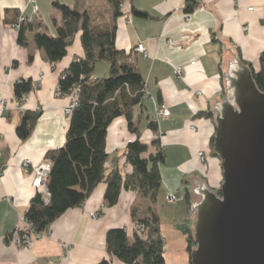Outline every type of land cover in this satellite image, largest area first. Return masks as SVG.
Returning a JSON list of instances; mask_svg holds the SVG:
<instances>
[{
  "label": "crops",
  "instance_id": "crops-1",
  "mask_svg": "<svg viewBox=\"0 0 264 264\" xmlns=\"http://www.w3.org/2000/svg\"><path fill=\"white\" fill-rule=\"evenodd\" d=\"M54 1L0 0V264H97L104 258L123 264L109 255L107 232L126 227L132 236L137 224L132 209H142L148 200L134 190H124L116 205L105 207L104 183L81 206L57 218L30 247L19 248L11 241L10 233L20 215H25L39 193L32 184V167L49 161L47 153L61 148L66 141L70 116L64 109L70 95L59 93L61 74L85 54L80 34L67 55L54 64L35 44L36 32L55 36L63 23ZM59 1L88 10L95 24L113 20L108 0L104 12L95 10L88 0L80 5L77 0ZM187 1L127 0L128 9L116 19V46L130 54L147 87L143 106L134 112L135 126L141 140L148 144L158 133L165 153L160 167L162 188L155 206L167 264H191L187 236L179 225L186 224L192 230L194 227V218L190 217L192 179L201 178L214 191L219 190L223 180L221 160L211 143L214 117L198 114L210 112L217 101L224 99L223 70L232 53L258 70L264 51V0H195L199 4L191 13L185 12ZM132 8L147 12L149 17L135 16ZM96 12L100 14L94 18ZM22 14L33 18L35 25L25 32L26 45L19 44V29L14 27ZM139 44L148 50L147 56L135 51ZM179 67L182 73L177 72ZM99 68L104 73L109 71V65ZM94 75L99 77L96 72ZM21 79L33 83L24 111L19 109L14 93V85ZM161 106L170 110L168 117L158 115ZM27 110H40L41 116L31 135L22 140L16 128ZM151 121L156 122V131L149 128ZM191 125L196 128L191 129ZM137 136L129 130L125 118H118L109 127L107 151L121 154ZM199 151L206 153L205 162L199 159ZM25 160H30L31 166L24 167ZM171 195L178 198L171 200Z\"/></svg>",
  "mask_w": 264,
  "mask_h": 264
},
{
  "label": "trees",
  "instance_id": "trees-1",
  "mask_svg": "<svg viewBox=\"0 0 264 264\" xmlns=\"http://www.w3.org/2000/svg\"><path fill=\"white\" fill-rule=\"evenodd\" d=\"M81 1L85 0H77V3L80 5ZM108 1L113 20L95 24L88 10L55 0L53 6L62 13V25L55 36L46 31H38L34 35L35 44L44 50L46 58L53 64L67 55L68 48L78 34L85 54L70 63L62 72L59 82L61 94L70 95L77 85L81 86V93L79 103L70 115L64 145L47 153V159L52 164L47 180L49 199L46 201L42 194L36 193L25 217L33 223L37 232L43 233L69 209L81 206L101 183L106 185L105 207L116 205L122 191L134 190L140 198L148 200L142 209L138 206L132 209L133 219L137 224L144 225V231L138 233L135 230L130 236L126 227L109 229L106 236L107 251L123 264H167L165 240L155 206L162 188L160 167L165 162V153L164 150L154 153V141L152 144L143 142L135 126L134 112L144 104L146 82L130 61V54L116 46V19L121 15L122 3L127 0ZM198 4L195 0H188L185 12H193ZM132 13L138 17H149L147 12L134 8ZM34 26V22H28L20 27L19 44H27L25 32L34 29ZM101 61L109 64V75L106 77L94 75L96 65ZM259 64L258 70L248 65L258 87L264 91V51L259 57ZM32 89L31 79H21L14 85L17 99ZM199 115L213 118L209 111ZM40 116V110L23 113L16 128L22 140L31 135ZM121 117L125 118L129 130L138 136L128 143L121 154H112L107 151L109 127ZM149 128L156 131L158 126L151 121ZM211 143L213 145L214 136ZM126 166H130L131 170H127ZM189 197L187 193V201ZM179 227L187 236L190 254L196 245L193 230L186 224H180ZM97 264L115 263L112 259L104 258Z\"/></svg>",
  "mask_w": 264,
  "mask_h": 264
},
{
  "label": "water",
  "instance_id": "water-1",
  "mask_svg": "<svg viewBox=\"0 0 264 264\" xmlns=\"http://www.w3.org/2000/svg\"><path fill=\"white\" fill-rule=\"evenodd\" d=\"M223 79L224 99L210 111L223 180L219 191L201 178L191 181L190 263L264 264V91L237 53Z\"/></svg>",
  "mask_w": 264,
  "mask_h": 264
},
{
  "label": "built area",
  "instance_id": "built-area-1",
  "mask_svg": "<svg viewBox=\"0 0 264 264\" xmlns=\"http://www.w3.org/2000/svg\"><path fill=\"white\" fill-rule=\"evenodd\" d=\"M121 9L125 10L128 9V4L127 1L122 3ZM252 9V8H251ZM28 22H34L33 18H29L25 15H20L17 23L14 24V27L17 29H20V27ZM135 51L138 53H142L144 55H148V50L145 48L143 44H139L136 48ZM178 73H182V68L179 67L177 69ZM59 93L60 90H59ZM80 93H81V86L77 85L74 87L70 94V102L69 104L65 107L64 111L67 115H71L74 108L77 106L79 103L80 99ZM26 100V95H24L22 98L18 99L19 103V109L24 111V103ZM158 115L161 117H168L170 115V110L166 108L165 106H161L160 109L158 110ZM195 125H191V129H195ZM0 139H1V134H0ZM158 143L154 144L152 146V150L154 153H159L163 149V145L160 142V135H156L153 137V141H157ZM3 157V150L0 146V173L2 171V166H1V160ZM198 157L201 160V162H204L205 159V154L203 151L198 152ZM31 161L30 160H25L23 163L24 167H29L31 166ZM51 162L50 161H45L42 162L41 164L34 165L32 167V174H33V186L37 189V191L43 195L46 201L49 199V192H48V187H47V180L49 176V172L51 170ZM171 200L177 199L176 196L171 195L170 196ZM10 201L11 199L8 198ZM98 213H92L91 215L96 216ZM136 231L139 233H142L144 231V225L143 224H137L136 225ZM11 236V241L13 245L19 248H26L30 247L35 239H38L41 237V233L37 232L34 228L33 223L27 220L25 215H20L19 221L14 227V229L10 233Z\"/></svg>",
  "mask_w": 264,
  "mask_h": 264
},
{
  "label": "rangeland",
  "instance_id": "rangeland-1",
  "mask_svg": "<svg viewBox=\"0 0 264 264\" xmlns=\"http://www.w3.org/2000/svg\"><path fill=\"white\" fill-rule=\"evenodd\" d=\"M88 3H89V5H91L95 10H97V11H105V0H88ZM99 12H96L95 14H94V18H96V16H98L99 14H98ZM100 65H109L107 62H105V61H101V62H98L97 63V65H96V69H95V72L98 74V76L99 77H106V76H108L109 75V71L107 72V73H104L103 72V69H101V68H99L100 67ZM156 135L158 134V133H155ZM159 135V134H158ZM155 136V135H154ZM156 143H158V140L155 142L154 141V144H156ZM153 144V145H154ZM163 150V149H162ZM205 154V159H207V155H206V153H204ZM206 161V160H205ZM204 161V162H205ZM173 196H176L177 198H178V196L177 195H173ZM137 225V224H136ZM135 230H136V228H135ZM138 232V231H137ZM139 233V232H138ZM13 244V243H12ZM193 248H195V246L193 247Z\"/></svg>",
  "mask_w": 264,
  "mask_h": 264
}]
</instances>
